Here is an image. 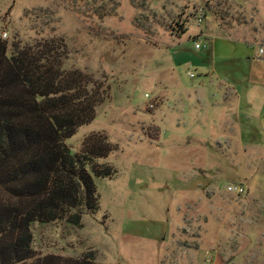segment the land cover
Wrapping results in <instances>:
<instances>
[{
    "label": "rangeland",
    "instance_id": "obj_1",
    "mask_svg": "<svg viewBox=\"0 0 264 264\" xmlns=\"http://www.w3.org/2000/svg\"><path fill=\"white\" fill-rule=\"evenodd\" d=\"M224 20L245 39L221 28ZM0 37L10 47L52 49L65 69L92 81L88 89L107 91L95 120L67 145L78 153L88 138L109 143L98 164L114 176L95 180L99 209L83 215L82 228L65 221L32 227L29 264H264V174L254 175L259 188L231 194L236 174L227 169L235 158L219 154L230 150L226 141L208 156L222 173L213 167L204 175H179L176 143L164 141L177 124L176 105L165 108L171 89L250 83L256 44L264 43V0H0ZM252 152L245 164L237 155L240 171L254 168Z\"/></svg>",
    "mask_w": 264,
    "mask_h": 264
},
{
    "label": "trees",
    "instance_id": "obj_2",
    "mask_svg": "<svg viewBox=\"0 0 264 264\" xmlns=\"http://www.w3.org/2000/svg\"><path fill=\"white\" fill-rule=\"evenodd\" d=\"M44 48L10 47L0 37V264L35 260L36 223L82 228L83 215L99 209L95 180L114 176L98 164L109 143L88 138L78 153L67 145L95 120L107 91L88 89L92 81Z\"/></svg>",
    "mask_w": 264,
    "mask_h": 264
},
{
    "label": "crops",
    "instance_id": "obj_3",
    "mask_svg": "<svg viewBox=\"0 0 264 264\" xmlns=\"http://www.w3.org/2000/svg\"><path fill=\"white\" fill-rule=\"evenodd\" d=\"M224 22L225 20L217 21L218 25L224 30L232 32L234 36L242 37L237 28L225 27ZM256 45L257 48L264 47L263 42ZM249 76L251 81L250 83L248 82L249 85L247 84V86L242 88L243 90L226 82H218V85H215L210 92L204 86H197L191 89L176 88L175 91L171 89L169 95L172 94V99L164 107L168 111L173 105L175 109L176 105L174 126L177 123L175 126L177 130L176 128L173 129L171 135H175L177 132V137L173 135V138L170 139L165 134L164 141L168 140L169 143H176L174 144V150L178 158L175 165L177 168L176 172L179 175L185 174L187 171L196 175H204L210 172L216 173L213 167L221 172L220 170L223 167L221 165L216 167L215 160L210 161L208 156L210 151H215L214 149L219 141H226L230 150L224 151L220 149L219 154L225 158L227 157V159L229 157L235 158V163L228 162L227 169L229 172L236 174L233 178H230L232 183L244 186L246 192L259 188L254 175L257 173L264 174V152L258 151H264V58L260 59L257 57L253 61L252 71ZM187 99L189 102H185ZM253 106L255 108L254 111ZM163 114L160 116L162 126L165 125L166 121V114L165 116ZM257 119L259 120L255 121ZM257 123H259L261 128ZM190 126H192L191 129ZM181 129L183 131H180ZM259 132L262 133L261 140L255 138ZM245 135L249 137L248 140H245ZM165 142L168 144L167 141ZM245 142L263 144L260 147L256 144L248 147L245 146ZM249 148L254 150L251 157L255 160V164H249L254 165V168L248 170L247 166L244 165L240 171L239 167H237V155H242L244 158L243 164H245V157L248 155ZM232 149L233 151H231ZM187 151L196 154L190 162L185 161L179 155V153ZM209 162H212L211 168L209 167ZM205 187L208 188L211 185L207 184Z\"/></svg>",
    "mask_w": 264,
    "mask_h": 264
},
{
    "label": "built area",
    "instance_id": "obj_4",
    "mask_svg": "<svg viewBox=\"0 0 264 264\" xmlns=\"http://www.w3.org/2000/svg\"><path fill=\"white\" fill-rule=\"evenodd\" d=\"M202 11H200V13L197 15V21L199 23H202L205 19V16L203 13H201ZM5 37L7 36V33H5L4 35ZM203 48V46L201 45L200 42L198 41H195V49L196 50H201ZM257 55L259 58L263 59L264 58V47H259L258 50H257ZM194 75L191 74L190 77H193ZM153 107V106H152ZM227 192L228 193H231V194H236V195H243L246 191H245V188L242 186V185H238V186H235V185H231L227 188Z\"/></svg>",
    "mask_w": 264,
    "mask_h": 264
}]
</instances>
